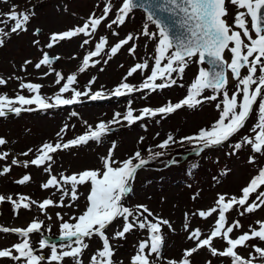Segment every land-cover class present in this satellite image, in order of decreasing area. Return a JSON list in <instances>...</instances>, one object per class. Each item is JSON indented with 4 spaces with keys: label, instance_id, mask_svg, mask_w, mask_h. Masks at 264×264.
Listing matches in <instances>:
<instances>
[{
    "label": "snow or ice",
    "instance_id": "1",
    "mask_svg": "<svg viewBox=\"0 0 264 264\" xmlns=\"http://www.w3.org/2000/svg\"><path fill=\"white\" fill-rule=\"evenodd\" d=\"M3 2L6 3L7 0ZM227 2L237 9L232 24L225 19L228 15L226 0H116L115 4L113 0H104L102 14L97 16L93 12L82 25L51 33L45 45L48 49L61 41L70 40L81 34L85 37L93 36L102 22L106 20L109 29H112L114 25H123L134 9L143 8L147 22L144 23L139 35L154 42L153 63L149 64L148 60L135 63L110 92L102 89L93 92L91 85L94 84L95 77L88 81L84 91H80L75 87L78 83V73H84L90 67L100 64L101 61L95 58L99 57L109 45L108 38L100 36L94 49L87 51L83 56L77 71L68 74L66 78L61 72L51 68L53 61L58 60L59 56L51 57L47 51H43L42 58L34 64V67L41 69L42 66H48L49 72L54 71L55 84L59 85L58 91L50 97H45L40 93L41 84L21 82L19 88L26 89L31 95L25 96L17 92L14 97H9L7 94H0V117L8 113L19 114L22 111L47 110L72 105L79 103L81 97L95 101L107 99L110 96L120 97L145 90L154 92L168 88L177 83L173 74L182 77L189 61L196 57L199 63L206 61L211 67L210 69L203 67L199 69L188 86L186 95L178 102L168 101L155 108L144 107L139 110V115H134L133 108L129 106L123 114L116 112L109 121L101 120L94 127L87 125V131L66 141L62 133L66 132L68 125H64L56 134L58 139L55 142L42 143L36 150L34 158L21 162L13 157L11 164L22 163L25 168L29 165L44 166V171L50 172L53 154L57 151L79 147L90 141L99 143L106 134L113 130V125H119L122 121L131 126L144 118L167 116L185 106L194 108L204 101L217 100V95H203L207 89L218 94L222 93V100L216 105L220 109L218 119L211 127L200 128L194 135L181 137L179 142L196 145L193 150L197 154L205 149L222 146L239 134L255 110L256 122L250 129L254 135H245L239 142L229 145L233 150L229 154H236L245 145L250 146L255 153L264 152V0H227ZM16 8L17 6L13 4L11 9L3 14L4 18L0 19V24L7 25L10 21L12 22L7 31L0 27V47L4 46L12 34L26 32L27 24L35 15L32 9L17 11ZM110 14L113 17L111 19H109ZM166 19L170 23H166ZM149 24L155 25L156 31H150ZM39 32L40 30L36 29L33 35ZM112 35L119 36V33L113 31ZM139 35L128 33L124 38L118 39L110 46L107 52L108 59H105L103 63L107 64L112 56L128 46L131 41L138 39ZM32 43L39 45L40 41L33 40ZM87 44H89V39H84L81 47ZM136 47L137 45L133 43L128 47V53L134 56ZM226 51L231 53L230 61L224 58ZM32 63L31 60H25L21 69L24 70L25 65ZM149 68L150 72L138 85L127 82L128 77L138 71L145 72ZM242 69H246V73H242ZM49 72L43 75L47 76ZM226 73H230L231 78L237 81L235 91L231 94L226 89L229 82V76ZM16 79L20 78L16 77ZM6 83L7 81L0 77V85ZM66 93H70V96H66ZM31 105H35L36 108L26 107ZM254 106H256L255 109ZM175 142L169 135L157 147L165 149L170 143ZM4 144L6 140L0 137V145ZM115 147V142H113L107 155L100 158L102 169H85L71 175L61 173L59 179L54 175L50 176L47 182L42 184V188L57 187L63 193L59 203L49 198L38 202L25 195H18L17 199H14L12 195H0V202H10L14 213H18L20 209L30 210L33 205H36L42 213L47 215L48 207L64 206L63 201L66 196L70 197L71 201H76L78 186L90 184L87 205L80 215L64 220L60 213H56L61 221L58 237L61 242L59 244L50 242L43 236L39 240L40 249L50 248V254L46 258L49 262L60 264L64 258L71 257L75 264H82L80 257L88 247L85 240L96 235L102 241V248L91 256L89 264H114L112 259L114 252L109 237L106 235V229L118 218L123 220V225L121 230L114 233L113 239L125 237L126 233L136 227L147 229L149 234V239L140 242L137 253L131 257V264H153L149 258L152 254L160 258L162 226H168L171 229L172 225L169 220L155 216L146 205L138 204L134 208H129L122 202L132 190L131 181L134 180L137 171L144 167L148 160L143 158L141 152L137 150L132 156L117 161L113 158ZM32 151L33 149H28L21 155L28 156ZM149 154L150 159L163 155L162 152L153 153L151 149H149ZM7 156V152H0V160L6 159ZM249 162L253 163L254 157L250 156ZM10 170L11 166H4L0 170V175ZM30 179L29 175H24L17 183L24 184ZM262 186H264V167L259 168L258 173L240 189V195L229 197L227 194H217L213 207L193 213L201 218H209L218 214L207 235H204L199 228L190 229L187 223L188 213H185L184 228L188 232V239L195 242L194 246L185 249L179 261L170 259L167 264H191L190 257L201 249H207L214 257L231 258V264H254L256 256L260 258L261 264H264V248L262 247L252 245L256 256L249 253V258L240 256L236 251L238 247H246L247 242L254 238L264 241V221H256L258 228L250 225L248 231L233 238L230 234L234 229L242 228V225L239 220L228 224L226 216V213L237 207L242 209L239 213L241 216L245 213H254L257 209L264 207V191L260 190ZM253 194H256L255 200L249 202ZM149 217L153 219L149 220ZM48 219H51V216ZM43 225L42 220L34 218L25 228L0 227V232L16 233L22 238L20 242L10 247L0 248V258H10L13 261L23 260L24 264H41L45 257L36 254L29 236L32 233H40ZM216 238L225 242L226 246L222 250L213 246ZM207 264H211V261Z\"/></svg>",
    "mask_w": 264,
    "mask_h": 264
},
{
    "label": "rangeland",
    "instance_id": "2",
    "mask_svg": "<svg viewBox=\"0 0 264 264\" xmlns=\"http://www.w3.org/2000/svg\"><path fill=\"white\" fill-rule=\"evenodd\" d=\"M113 3L115 4L116 0H113ZM13 4L17 6V11L32 9L35 15L27 24L26 32L12 34L4 46L0 47V77L7 81L5 85H0V94L14 97L17 92H20L29 96L31 93L26 89L21 90L19 84L32 82L42 85L41 95L45 97L54 95L59 88V85L55 84L54 71L61 72L65 78L68 74L76 72L83 56L87 51L94 49L100 36H106L109 45L99 57L95 58L101 61L100 64L90 67L84 73H78V83L75 85L78 90L84 91L88 81L95 77L91 90L94 92L102 89L110 92L135 63L144 60H148L149 64L153 63L155 44L152 40L139 35L144 23L147 22L146 15L139 9H134L123 25H114L112 29H109L106 20L102 22L93 36L85 37L81 34L70 40L61 41L48 49L45 45L51 33L80 26L93 12L97 16L102 14L104 0H7L6 3L0 0V19L4 18L3 14L8 12ZM226 8L228 15L225 19L232 24L237 9L227 0ZM111 18L113 17L110 14L109 19ZM11 23L10 21L7 25L0 24V27L7 31ZM36 29L40 32L33 35ZM149 30L156 31L155 25L149 24ZM113 31L118 32L119 36L112 35ZM128 33L139 35V38L131 41L128 46L112 56L107 64L103 63L105 59H108L107 52L110 46ZM84 39H89V44L81 47ZM33 40H39V45H34ZM133 43L137 45L134 56L128 53V47ZM43 51L49 52L50 56H59V59L51 65L54 69L52 72H49L48 66H42L41 69L34 67V64L42 58ZM224 57L230 61L231 53L226 51ZM25 60H31L33 63L25 65L22 70L21 66L24 65ZM201 67L206 69L204 63L198 62V57L190 60L182 77L173 74V78L177 80L176 84L154 92L145 90L95 101L81 97L79 103L72 105L47 110L22 111L19 114L8 113L0 117V137L6 140V144L0 145V152L8 153L6 159L0 160V170L4 166H11L10 172L0 175V195H12L14 199H17L18 195H25L38 202L49 198L59 203L63 193L57 187L42 188V184L47 182L50 176L54 175L59 179L61 173L71 175L85 169H102L100 158L107 155L113 142L116 145L113 158L117 161L126 159L139 150L148 163L137 171L134 180L131 181L132 190L122 202L129 208H134L138 204L146 205L155 216L169 220L172 228L165 226L166 234L162 232L165 238L160 246V258L158 259L155 254L149 258L153 264H167L170 259L179 261L183 251L193 247L195 243L188 239V232L185 231V213H188L187 223L190 229L199 228L204 235H207L218 214L209 218H201L193 213L213 207L217 194H227L229 197L240 195V189L258 173L259 168L264 167V152L255 153L248 145L243 146L236 154H229L233 151L229 145L239 142L245 135H254L250 129L256 122L255 110L246 126L229 142L216 148L205 149L199 154L194 150L190 152V148L194 149L196 145L179 141L181 137L196 134L200 128L211 127L218 119L220 109L216 105L221 102L222 93H215L211 89L205 90L203 95H217L215 101H204L194 108L185 106L167 116L144 118L131 126L122 121L119 125H113V130L106 134L99 143L90 141L79 147L57 151L53 154L50 172H45L44 166L29 165L25 168L22 163L12 165L11 161L13 157L21 162L34 158L36 150L42 143L55 142L58 139L56 134L64 125H68L66 132L62 133L66 141L87 131V125L94 127L101 120L105 122L111 120L116 112L123 114L129 106L133 108L134 115H139V110L144 107L155 108L168 101L178 102L186 95L188 86ZM45 72H49V75L44 76ZM148 72L150 68L145 72L138 71L128 77L127 82L138 85ZM242 73H246V69H242ZM236 83L237 81L229 76L226 86L229 94L235 91ZM65 95L70 96V93ZM26 107L36 108L35 105ZM169 135L176 142L170 143L165 149L158 148L157 145ZM28 149H33V151L28 156L21 155ZM149 149L153 153L162 152L163 155L150 159ZM250 156L254 157L253 163L249 162ZM24 175H29L31 179L24 184L17 183ZM260 190L264 191V186ZM89 191L90 184L78 186L76 201L73 202L70 197L66 196L63 201L64 206L48 207L47 215L42 213L36 205H33L30 210L20 209L18 213H14L10 202H0V227L25 228L35 218L46 224L45 227L43 225L40 233L30 234L31 243L37 241L39 244L41 237H47V235L51 238L50 242L60 243L61 241H52L55 235L59 237L61 221L56 213H60L64 220L80 215L86 208ZM255 195L250 197L249 202L255 200ZM241 211L242 209L237 207L227 214L228 224L239 220L242 225V228L234 229L230 234L233 238L248 231L250 225L258 228L256 221H264V207L257 209L254 213H245L243 216L239 214ZM49 216L51 219H48ZM122 225L123 220L116 219L106 229V235L109 237L114 252L112 257L114 264H131V257L137 253L140 242L148 240L149 237L144 229L136 227L126 233L125 237L113 239L114 233L121 230ZM21 239L16 233L0 232V248L10 247ZM85 242L88 247L83 251L80 260L82 264H89L91 256L102 248V241L94 235L86 238ZM252 245L264 248V241L254 238L247 242L246 247H238L236 251L244 258H249V253L256 256ZM213 246L222 250L226 244L220 238H216ZM38 250L39 253L36 251V254L45 257L41 264H56L46 259L50 254V248L40 249L38 246ZM145 251L147 253L148 249L146 248ZM190 260L191 264H207L208 261H211V264H231V258L214 257L207 249L194 253ZM254 262H260V258L256 256ZM0 264H24V261L0 258ZM60 264H75V261L71 257H66Z\"/></svg>",
    "mask_w": 264,
    "mask_h": 264
},
{
    "label": "water",
    "instance_id": "3",
    "mask_svg": "<svg viewBox=\"0 0 264 264\" xmlns=\"http://www.w3.org/2000/svg\"><path fill=\"white\" fill-rule=\"evenodd\" d=\"M139 8V7H138ZM139 9H141V10H143L144 12H145V10L143 9V8H139ZM146 13V12H145ZM166 23H170V21H168L167 19H166V21H165ZM55 61V60H54ZM205 63H206V69H210V65H208V63L205 61Z\"/></svg>",
    "mask_w": 264,
    "mask_h": 264
}]
</instances>
